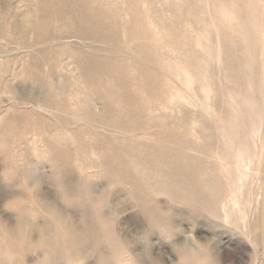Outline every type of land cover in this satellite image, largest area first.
Segmentation results:
<instances>
[{"label": "rangeland", "instance_id": "rangeland-1", "mask_svg": "<svg viewBox=\"0 0 264 264\" xmlns=\"http://www.w3.org/2000/svg\"><path fill=\"white\" fill-rule=\"evenodd\" d=\"M49 256L264 264V0H0V264Z\"/></svg>", "mask_w": 264, "mask_h": 264}, {"label": "clouds", "instance_id": "clouds-1", "mask_svg": "<svg viewBox=\"0 0 264 264\" xmlns=\"http://www.w3.org/2000/svg\"><path fill=\"white\" fill-rule=\"evenodd\" d=\"M10 231H12V229H10ZM46 264H51V257L50 256L48 257Z\"/></svg>", "mask_w": 264, "mask_h": 264}]
</instances>
